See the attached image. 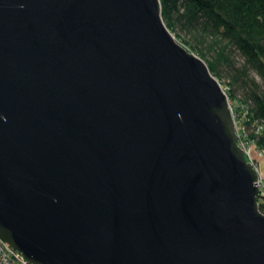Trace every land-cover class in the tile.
<instances>
[{
    "label": "water",
    "instance_id": "obj_1",
    "mask_svg": "<svg viewBox=\"0 0 264 264\" xmlns=\"http://www.w3.org/2000/svg\"><path fill=\"white\" fill-rule=\"evenodd\" d=\"M237 132L160 0H0V238L30 264H264Z\"/></svg>",
    "mask_w": 264,
    "mask_h": 264
},
{
    "label": "trees",
    "instance_id": "obj_2",
    "mask_svg": "<svg viewBox=\"0 0 264 264\" xmlns=\"http://www.w3.org/2000/svg\"><path fill=\"white\" fill-rule=\"evenodd\" d=\"M162 20L175 39L204 59L221 84L223 66L230 69L228 99L238 134L264 151V0H160ZM211 59H207L208 55ZM231 54L242 60L238 67ZM254 73L259 81L250 74ZM234 90L243 92L237 100ZM244 112L243 117L238 112ZM241 119V120H240ZM263 208V207H262ZM260 209L262 213L263 209Z\"/></svg>",
    "mask_w": 264,
    "mask_h": 264
},
{
    "label": "built area",
    "instance_id": "obj_3",
    "mask_svg": "<svg viewBox=\"0 0 264 264\" xmlns=\"http://www.w3.org/2000/svg\"><path fill=\"white\" fill-rule=\"evenodd\" d=\"M238 134V132H237ZM238 145L244 151L246 160L258 172L256 186L258 188L259 209L264 208V171L259 170L258 163L264 159V151L254 148L240 138L238 134ZM262 208V209H263ZM264 212V210H263ZM0 264H30L18 251L12 249L0 238Z\"/></svg>",
    "mask_w": 264,
    "mask_h": 264
},
{
    "label": "rangeland",
    "instance_id": "obj_4",
    "mask_svg": "<svg viewBox=\"0 0 264 264\" xmlns=\"http://www.w3.org/2000/svg\"><path fill=\"white\" fill-rule=\"evenodd\" d=\"M173 36H174V34H173ZM177 42H179V41H177ZM196 56H198V55H196ZM207 59H211L210 54L207 56ZM202 60L204 61V59H202ZM230 61H232V63H234V65H233L234 67H235V65L238 67L242 63L241 58L239 56H237V54H231ZM221 75H222L221 85H222V88L224 89V91L226 93V91L229 90L228 83L230 82V69L228 68V66L222 67ZM250 76L254 80L259 81V79L257 78V76L254 73H251ZM242 94H243V92L241 90H239V91L234 90V92H233V95L237 98V100H240L242 98ZM229 103H230L231 107H233V109H237V107L239 106V103H236L234 100L229 99ZM243 114H244V112H242V111L238 112V115H240L242 117H243ZM258 165H259V170L264 171V159H261L260 162L258 163Z\"/></svg>",
    "mask_w": 264,
    "mask_h": 264
}]
</instances>
